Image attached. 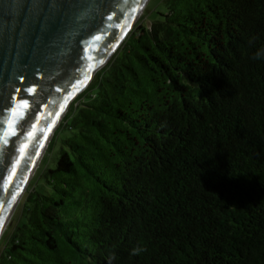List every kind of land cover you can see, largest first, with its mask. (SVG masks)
Masks as SVG:
<instances>
[{
  "label": "trees",
  "instance_id": "obj_1",
  "mask_svg": "<svg viewBox=\"0 0 264 264\" xmlns=\"http://www.w3.org/2000/svg\"><path fill=\"white\" fill-rule=\"evenodd\" d=\"M163 3L69 104L0 264H264V0Z\"/></svg>",
  "mask_w": 264,
  "mask_h": 264
},
{
  "label": "water",
  "instance_id": "obj_2",
  "mask_svg": "<svg viewBox=\"0 0 264 264\" xmlns=\"http://www.w3.org/2000/svg\"><path fill=\"white\" fill-rule=\"evenodd\" d=\"M147 1L0 0V230L50 128Z\"/></svg>",
  "mask_w": 264,
  "mask_h": 264
},
{
  "label": "rangeland",
  "instance_id": "obj_3",
  "mask_svg": "<svg viewBox=\"0 0 264 264\" xmlns=\"http://www.w3.org/2000/svg\"><path fill=\"white\" fill-rule=\"evenodd\" d=\"M164 0H148L146 2V5L143 7L142 12L140 14V17L136 20V22L133 24L132 28L139 23L140 21L142 23H144L146 26H148L150 24V21L154 19L155 14L157 12H160L163 10L164 7ZM131 28V29H132ZM130 29V30H131ZM129 33V32H128ZM72 102V101H71ZM70 102V103H71ZM68 109V108H67ZM67 112V110H66ZM62 120V119H61ZM55 131V130H54ZM64 136L63 132H59L56 142L54 143L52 149L50 151H48V153L45 156V159L41 162L40 166L36 168V171L34 172L33 176L31 177V187L37 191L40 192L42 191V189L44 188L45 185V174L47 173V171L49 169H51L54 165L55 162V158L57 156L58 153V148H59V140ZM49 143V142H48ZM46 152V149H45ZM44 152V153H45ZM44 156V154H43ZM42 156V157H43ZM42 159V158H41ZM41 161V160H40ZM30 182V181H29ZM29 186V183L27 185V188ZM26 188V189H27ZM26 190H24L23 193H25ZM23 195V194H22ZM22 198V197H21ZM20 198V199H21ZM20 202V201H19ZM19 204V203H18ZM18 209V205L16 206V209L14 210V212ZM13 212V214L11 215L10 221L8 222L9 227L8 230L6 232V234L3 236V239L0 243V246H2V244L7 240L8 236L10 235L11 231L13 230L14 226L18 223H20V221H22L21 219V215H20V209L17 210L15 213ZM7 224V225H8Z\"/></svg>",
  "mask_w": 264,
  "mask_h": 264
},
{
  "label": "bare ground",
  "instance_id": "obj_4",
  "mask_svg": "<svg viewBox=\"0 0 264 264\" xmlns=\"http://www.w3.org/2000/svg\"><path fill=\"white\" fill-rule=\"evenodd\" d=\"M143 7H144V5L141 7V11L138 12L137 16L135 17V21H134V23H135L136 20L140 17V14H141V12H142ZM112 53H113V52H110V53L107 55V56H108V59L111 57ZM95 73H96V72H95ZM95 73H94V74H95ZM92 77H93V76H92ZM77 95H78V94H77ZM77 95H75L73 98H71V99L68 101L67 105H66L65 108H64L65 111H64V112L60 115V117L57 119L55 125H57V124L59 125V123H60L62 117H63L64 114L66 113V110H67V108H68L70 102H71V101H72ZM53 132H54V126L51 127L50 130H49L48 137H47V139H46V141H45V143H44V145H43L41 151L39 152L38 157H37V159H36V161H35L34 167H33V169L31 170V173H30V175L28 176V178L26 179V181H25V183H24V186H23V188H22V190H21L20 198L23 196L22 194H24V193H23L24 190H26L27 185H28V183H29L31 177L33 176L34 172L36 171V168H37V166H38L39 163H40V160H41V158H42V156H43V154H44V152H45V149L47 148L48 142L50 141V139H51V137H52V135H53ZM20 198H19V200L16 202L15 206H13L11 213L8 214L9 216H7L6 219L4 220V223H3V225L1 226V230H0V237H1L3 231L5 230V228H6L7 224H8V222H9V220H10V218H11V215L13 214L14 210L16 209V206L18 205V203H19V201H20Z\"/></svg>",
  "mask_w": 264,
  "mask_h": 264
},
{
  "label": "snow or ice",
  "instance_id": "obj_5",
  "mask_svg": "<svg viewBox=\"0 0 264 264\" xmlns=\"http://www.w3.org/2000/svg\"><path fill=\"white\" fill-rule=\"evenodd\" d=\"M115 35V34H114ZM39 71V70H37ZM21 79H26V77H24L23 75L21 76ZM35 104V101H34ZM38 108V105H35L34 109H33V113L35 112V110ZM27 123V122H26Z\"/></svg>",
  "mask_w": 264,
  "mask_h": 264
}]
</instances>
